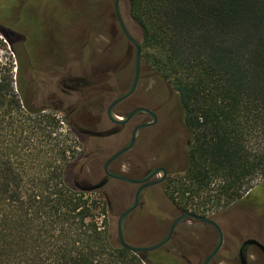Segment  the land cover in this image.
Wrapping results in <instances>:
<instances>
[{
    "label": "trees",
    "instance_id": "obj_1",
    "mask_svg": "<svg viewBox=\"0 0 264 264\" xmlns=\"http://www.w3.org/2000/svg\"><path fill=\"white\" fill-rule=\"evenodd\" d=\"M129 3L142 64L175 91L190 134L167 196L201 217L252 199L264 179V0ZM13 69L0 64V264H175L115 243L106 195L72 184L79 133L65 118L59 134L57 113L32 107Z\"/></svg>",
    "mask_w": 264,
    "mask_h": 264
},
{
    "label": "rangeland",
    "instance_id": "obj_2",
    "mask_svg": "<svg viewBox=\"0 0 264 264\" xmlns=\"http://www.w3.org/2000/svg\"><path fill=\"white\" fill-rule=\"evenodd\" d=\"M15 1L8 0L7 4ZM27 5L23 9L0 7V25L10 26L19 12L17 27L28 37L26 45L28 55L33 61L45 65L51 44L43 36L52 29L60 31L65 38L62 44H73L76 32H92L91 38L83 35L81 71L96 68L99 79L103 80L98 89V116L100 126L96 132L107 131L112 124L107 118L110 102L127 92L135 73L136 51L125 38L115 18L114 0H22ZM122 18L131 35L142 43V29L133 19L129 0L120 2ZM14 23V22H13ZM10 37L0 31V64L9 65L16 76L19 67V81L28 103L42 108V98L33 100L34 72L28 63L27 53L21 45H11ZM16 54L14 53V51ZM37 79V78H36ZM38 80V79H37ZM175 91L150 68L142 64L138 88L129 102L117 108V115H125L128 107L135 105L156 110V126L142 131L135 147L119 159L116 166H123V174L135 178L155 168H165L170 178L187 169L188 142L190 134L185 127L182 109ZM82 99V98H81ZM81 116L74 121L86 129ZM57 113L62 121L59 134L69 131L64 121L65 115ZM148 119V118H146ZM89 128V126L87 127ZM93 130V129H92ZM130 128L118 136L109 139H88L79 135L76 144L77 155H81L74 168L73 180L97 184L104 178L103 166L108 158L128 144L131 139ZM139 171V172H138ZM166 179V180H167ZM74 185V181H72ZM165 182L147 189L139 208L126 220L124 234L128 244L143 248L152 246L165 238L174 220L185 213L169 199L165 191ZM264 179L252 184V199L242 200L228 208L213 211L207 218L213 219L224 233V244L211 264H236L241 242L256 239L264 243ZM138 186L111 181L102 190L110 203V211L105 230L118 243L117 226L121 214L129 208L135 199ZM215 212V213H214ZM218 242L216 231L197 221L182 223L175 231L170 242L160 249L161 255L168 254L175 264H203ZM249 264H264L262 254L250 248Z\"/></svg>",
    "mask_w": 264,
    "mask_h": 264
},
{
    "label": "flooded vegetation",
    "instance_id": "obj_3",
    "mask_svg": "<svg viewBox=\"0 0 264 264\" xmlns=\"http://www.w3.org/2000/svg\"><path fill=\"white\" fill-rule=\"evenodd\" d=\"M7 2H8V0H0V7L5 8L6 10L8 8L9 9L12 8L13 4H7ZM26 5H27L26 1L21 0L19 2L18 1L14 2V6L16 8H19V9H23ZM114 12H115V7H114ZM121 16H122V14H121ZM15 18L20 20L19 12L17 13V16ZM15 18L13 21L14 23L12 22V24L10 26H6L4 24L0 25V31L11 38L10 42H11L12 46L21 45L24 48V50L26 51L25 53H27L26 45L28 44V37L24 31H22L20 28L17 27L18 22L15 21ZM115 18H116V13H115ZM116 21H117V18H116ZM117 23H118V21H117ZM119 28H120V26H119ZM83 35L86 36L85 38H87V37L91 38L92 32L87 31V30H84V31L79 30L78 32H76L75 42L73 44L70 43L67 45H65V44L63 45L62 41L66 38H65L64 34H62L60 31H56L55 29H52L50 32L46 33L42 38H43V40L48 41L52 46L50 49V53L48 54L49 58L46 59L47 62L45 65L41 64L40 61H38V60L33 61L32 56L28 55V53H27V58L30 60V63H28L27 65H29V67L31 68V71L34 72V78L32 79V84L34 86L33 100L35 102H38L39 99L42 98V108L47 109V110H52L54 112H59V113H62L63 115H65L67 122L71 126H73L77 130L79 135H81L82 137H85L88 139L93 138V139L105 140V139H109V138H112L114 136H118V135L122 134L124 131L127 130V128L128 129L130 128V131L132 130V133H131V137H132V134H133L134 130L136 129V127H138L141 124L152 121L151 116H147V115L139 113V114L135 115L131 119V121L124 126L113 125L110 122L112 124V127L109 130L103 131V132L94 131V130L98 129V126H100V123L102 121L101 118L98 116L99 115L98 114V112H99L98 111V101H99L98 89L102 85L103 80L99 79V75L97 73L96 68L90 69V71H88V70H85L84 72L81 71L80 66H81L82 50H84V48L86 46V45L82 46V41H83L82 36ZM132 97L127 99L125 102L117 105L115 111L117 110V108L119 106L129 102V100ZM113 101H111L110 104ZM139 108H146V107L139 106V105L128 107L125 115H123V116H128L133 111H135L136 109H139ZM147 109H149L150 111L155 113V115L157 116V123H158V115L156 113V110H152L150 108H147ZM81 110H83L85 112V113H83V122L85 123V126L87 125V127L89 126V128L86 127V129H83L79 126L80 125V123L78 124L79 121L77 123L75 122L76 118L82 115L80 112ZM107 110H108V108H107ZM116 113H117V111H116ZM107 118H108V116H107ZM146 118H148V119H146ZM74 119H75V121H74ZM157 123H156V125H157ZM111 130H114V134H112L110 136L104 135L106 132H109ZM141 133H142V131L140 132L139 137H140ZM139 137H138V139H139ZM187 146H189V142H188ZM124 147H122V148H124ZM119 159L111 164L110 171L114 174H121V175L126 176L125 174H123V169H122L123 166H121V165L116 166L115 165V163H117L119 161ZM103 173H104V177H105L104 166H103ZM135 173H136L135 178L138 180V179L144 178L149 173V171L144 172L141 176L138 175L137 172H135ZM168 175H169V172H168ZM158 178H160V177L154 178L152 181H155ZM73 181H74V183L80 181V177L76 176ZM111 181H117V180L110 179L107 186L109 185V183ZM117 182H122V181H117ZM122 183H124V182H122ZM163 183H161V184H163ZM124 184H127V183H124ZM161 184H158V185H161ZM128 185H131V184H128ZM158 185H155V186H158ZM134 186H138V188L140 187V185H134ZM155 186H153V187H155ZM153 187H150V188H153ZM102 190L99 192H102ZM249 240H256V239H248V240L240 243L238 255L235 257L236 264H242L241 256H240L241 252H242L244 258L246 259V263L249 264V259L252 258L251 256L248 255L250 248L257 249L254 246H245V243ZM256 241H258V240H256ZM258 242L261 243L260 241H258ZM261 244L264 245V243H261ZM262 256H263V254H262ZM263 258H264V256H263Z\"/></svg>",
    "mask_w": 264,
    "mask_h": 264
},
{
    "label": "water",
    "instance_id": "obj_4",
    "mask_svg": "<svg viewBox=\"0 0 264 264\" xmlns=\"http://www.w3.org/2000/svg\"><path fill=\"white\" fill-rule=\"evenodd\" d=\"M120 2H121V0H114L116 18H117L118 24H119V26L123 32V35L135 48V51H136L135 73H134L132 84H131L129 90L127 92H125L123 95H121L120 97H118L116 100H114L110 104V106L108 107V110H107V116H108L109 121L113 125H117V126H124V125L128 124L131 121V119L139 113L147 115V116H151L152 121L141 124L138 127H136V129L134 130V132L132 134L130 142L124 148H122L120 151L115 153L111 158H109L106 161V163L104 165L105 177L100 182H98L97 184H91V183L86 182V181H78V182L74 183L73 187L80 192L95 193V192H99L102 189H104L107 186L110 179L122 181L124 183L131 184V185H140V187L138 188V190L136 192L134 203L121 214V216L119 217V220H118L117 235H118V242H119L120 247L123 249H126V250H128L134 254L156 252V251L162 249L164 246H166L170 242V240L172 239L176 229L182 223L187 222V221H197V222H200V223H203V224H206V225H209L210 227H212L216 231L217 236H218V242H217L216 247L209 254V256L206 258V260L203 263V264H211V262L217 256V254L220 252V250L222 249V246L224 244L223 231L220 228V226L213 219H210L207 217L197 216L193 213H189V212L188 213H182L180 216H178L174 220V222L172 223V225L169 229V232L167 233L165 238L163 240H161L160 242L152 245V246L138 248V247L131 246L130 244H128L126 242L125 234H124V228H125V223H126L127 218L139 208V206L141 204V200L143 198L144 191L150 187H153L155 185L163 183L168 176V172L164 168H156V169L150 170L149 173L144 178L137 180V179H132V178H129L127 176L121 175V174H114L110 171V166L113 162L117 161L120 157H122L124 154L131 151L135 147L140 132L145 130V129H149L151 127H154L157 123V116L155 115V113H153L152 111H150L147 108L136 109L135 111H133L128 116L117 115V113L115 111L117 105L125 102L127 99H129L130 97H132L135 94L137 87H138V84H139L140 75H141V67H142L141 43L131 35V33L129 32V30L125 24V22L123 21V18L121 16ZM112 134H114V130L106 132L104 135L110 136ZM157 177H160V178H158L155 181H152L154 178H157ZM108 206L110 209V203L109 202H108ZM245 246L256 247L264 256V245H262L258 241L249 240L245 243ZM240 256H241L242 264H247L246 259L244 258L242 252H241Z\"/></svg>",
    "mask_w": 264,
    "mask_h": 264
}]
</instances>
